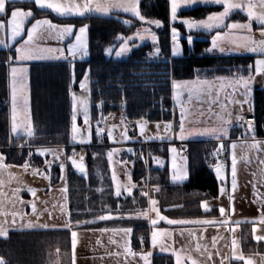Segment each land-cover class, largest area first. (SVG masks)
I'll return each mask as SVG.
<instances>
[{"label":"trees","instance_id":"16d2710c","mask_svg":"<svg viewBox=\"0 0 264 264\" xmlns=\"http://www.w3.org/2000/svg\"><path fill=\"white\" fill-rule=\"evenodd\" d=\"M13 5L32 9L36 18L47 17L57 24H73L77 28L88 25L89 58L74 64L75 81L72 78L71 63L31 65L30 101L34 135L31 138H12L9 122L8 61L13 55V49H0V152L6 164L12 166L23 165L25 157L30 156L29 165L43 167L46 157H41L34 151L41 147H64L69 153L74 151L69 146L72 118L70 94L78 91L86 70L90 69V97L95 126L101 118L111 114H123L131 122L144 120L160 123L174 121L177 117L173 104V80L184 82L198 78L213 80L216 77H232L237 69H243L241 74L247 76L248 66H254L256 59L254 56L232 54L205 56L202 53L210 47L209 40L214 33H187L180 24L176 26L184 35H192L197 40L191 52L186 48L183 57L172 59L169 0H140L139 11L145 21L162 22V27L157 28L158 44L136 47L137 43L132 42L133 49L126 58L108 56L106 51L122 43L119 37H129L136 33L143 25V21L139 19L126 18L131 22L130 26H126L114 18L89 15L79 18L58 17L48 10H38L31 2H17ZM221 9L218 6L196 7L180 12L179 18L203 20ZM5 18L6 16H0V19ZM246 20V16L239 13L230 19L232 22ZM155 47H158L161 59L153 57ZM253 101L255 136L264 139L263 89L254 92ZM93 149V155L88 154L84 159L88 168L86 176L74 171L68 174L71 213L69 219L74 225L76 221H80L81 224L74 227L82 230L131 228L132 248L149 249L148 221L141 218H120L146 212L147 197L142 196L139 189L131 196L116 197L107 162L102 155L104 148L94 146ZM157 149L154 148L153 154H162L164 165L159 168L151 163V175L153 184L160 187V192L155 196L162 213L169 218L207 215L200 211L199 204L201 201L214 200L219 195L220 185L214 175V167L208 164V158L217 151V145L205 142L187 145L189 181L176 187L169 185L166 149L162 152ZM134 165L133 180H144L145 166L139 162H134ZM50 176V185H58L60 169L54 166ZM143 190L146 191L145 188ZM214 213L216 211L212 212ZM109 214L117 218L103 221L97 219L100 215ZM92 220L96 222L83 223ZM142 237L146 238L143 244L140 243ZM70 250L69 229L11 231L7 237L0 238V258L6 264H70ZM244 250L264 255V242L245 241ZM151 264H174V258L168 254L155 255Z\"/></svg>","mask_w":264,"mask_h":264},{"label":"snow or ice","instance_id":"6c2138e0","mask_svg":"<svg viewBox=\"0 0 264 264\" xmlns=\"http://www.w3.org/2000/svg\"><path fill=\"white\" fill-rule=\"evenodd\" d=\"M21 2H26V0H21ZM32 4L35 5V7L38 10L45 11L49 10L51 13L56 14L58 17H68V16H78V17H85L86 14H91L93 12L95 13H101V14H108L111 10L116 9L120 10L124 13H131L134 17L138 18L141 21H145V18L141 15L138 4L139 0H103V2H100V0H83V3L77 2V0H30ZM201 2L205 4H214L217 6L222 7V11L211 13L207 16L206 19L203 20H195V19H182L179 22L186 26V28L189 30V32L193 30H205V31H211L213 29H221V28H227L228 30H247V32L251 33L252 31V21H256L260 25V35L264 37V0H201ZM11 3V0H0V16H8V8L7 5ZM198 3V0H170V20L173 24L178 20V10L183 6H192ZM239 9L240 11L246 13L248 17L247 23H239V22H233L225 24V21L230 17V14L234 11ZM27 21H31L30 27H25V24ZM125 23H130L129 21H124ZM147 24L152 25L154 24L156 27H162V22L159 20H151L146 21ZM88 25H82L79 28H77L73 24H57L54 23L51 19L47 17L42 18H36L35 13L32 11V9H22V8H16L13 7L10 12V17L7 19H0V32L3 31H10V39L13 42H17L18 38H21L18 42L17 46H15V63L17 65H22V62H30V61H43V60H62L67 59L65 56V49L61 47H42L41 42L46 41L48 39H56L59 42H63L66 39L73 38L71 42L67 44V52L73 57V60L76 58L77 55L80 56L81 59L88 56V39H87V32H88ZM172 39H173V55L177 53L178 50V38H179V32L175 27H172ZM144 32L150 33V29L146 28L144 29ZM223 35H227V33H224ZM26 36V38H24ZM153 39L155 40V35L152 34ZM135 37H139L140 39H143V35L138 31L135 34ZM135 37H119V39L122 41L121 46L118 51H116L115 55L117 57L121 56L122 54L130 51L128 41L135 39ZM223 38L220 31H217L216 35L212 39V47L210 49H207V51H212L214 49H218L220 52L226 51L225 47L220 46L218 43ZM189 43H192L193 37L189 35L187 37ZM244 41L243 43H235V50L243 49L244 51L248 53L253 54H261L264 55V39H261L259 41H256L255 39H252L251 36H245L242 38ZM0 45H3L5 48H8L9 45L6 44L3 40H0ZM108 53L111 54L112 49L109 48ZM159 49H156V53L158 54ZM9 66H10V78H11V133L15 134L21 129H23L25 135L29 138L33 137L34 130L32 126V120H31V114H30V108H29V96H28V72L29 69L26 66H12L13 64V58L9 57ZM255 67L253 71V65L248 66V75L244 76L242 75L243 69H237L236 72L233 74L232 77H216L215 79L217 81H228L233 88V92L235 93L240 88L243 89L242 95L245 96V100L243 101H233L234 103H247V96L250 95L252 91V85L255 83V77L257 75L264 77V58H258L255 60ZM73 81H75V67L73 64ZM89 70H86L83 76V80L80 82V87L82 89L87 88V84L89 81ZM173 88L182 91L183 89H187L189 93V97L192 96V94H207L212 95V90L214 88V84L211 81H208L207 79L201 81L199 78L195 82H178L173 80ZM72 100H73V115H72V131H73V140H76V137L79 135V129L76 125L77 120V104L81 103L84 105V122L85 125L89 126V136L91 135V126H90V119H89V112H88V104L87 101H84L82 99H79L75 93H72ZM174 100L179 102L180 104V122H179V133L177 134L178 139L180 141H185L190 136H198V135H214L218 139H222L224 137H227L228 135V128L221 126L218 128H186V116H185V108L182 101H180L179 95L174 96ZM102 103V102H101ZM23 116V119H20V116ZM240 119H243V117H240ZM99 123V122H98ZM140 125V133L141 135H144L146 130V121L138 122ZM248 125V131L251 132L253 143H251L249 148L251 149H259L261 144H264V142L256 141L255 140V127L253 122L248 121L246 122ZM224 124H230V120H225ZM160 128V125L157 124V129ZM164 130L167 133H172L173 131V125L171 122H168L164 125ZM97 135H101L104 132L103 128H97ZM109 138L112 139V133L111 131L108 132ZM124 138L127 137V131L124 132ZM148 139H164L163 136H153L148 137ZM80 143H86L88 142L83 137L79 140ZM223 144H221V147L217 149L216 153L214 155H218L223 150ZM237 145L234 143L232 144V148L235 149ZM39 155L44 156L48 153H51L56 159H59V156L62 153H58L57 150H50L47 148H38L37 149ZM118 149H114L108 153V159L111 162L112 156L115 152H117ZM131 151V150H129ZM170 151L174 154L173 156V163H172V176L171 179L173 182H183L188 179V172L186 166L178 168L175 162V154H177L176 148H171ZM75 152L73 153L72 157H68V159H71L72 165L82 174L86 176V169L83 164V157H80V162H77L75 159ZM156 159L157 163L160 164L161 167H163V162L160 161V159ZM4 157L0 156V169L11 167L9 165H5L3 163ZM47 164L49 170L51 168V161H45ZM25 169L29 167V162H25L24 165ZM60 169L61 173L64 172V163H60ZM223 165L217 164L215 167L216 176L220 181H224L225 177L222 174ZM38 170H34V173ZM128 181L127 184H121L118 181V178L113 173L112 179L115 183V196L120 197L122 195L121 189L123 188L129 196L132 195V189L136 187L135 184L132 183L131 174L128 173ZM45 178L50 179V171L45 176ZM64 177L61 176V179ZM2 183V182H0ZM231 186L232 189L235 190L237 188V158L235 155V152L233 151L232 154V165H231ZM33 196L36 195V189L34 188H28L27 189ZM159 190L158 187L156 189ZM102 191V189H100ZM17 192H19V189H17ZM61 192L67 193L68 188L65 186L61 189ZM221 194L225 193V188L222 186L220 188ZM141 195L144 197H148V203L151 206V211L156 213V216L159 220L166 221L169 225H215L218 222L214 220H186V219H169L166 216L160 215L159 209L156 207L158 204V201L151 198L149 196V193L147 191H144L141 189ZM64 199L67 200V195L64 196ZM233 197L230 195L229 200L231 201ZM135 202V200H134ZM204 211L209 212L211 209L207 206L205 203L204 205ZM62 212L66 213L69 217L71 216V213L67 211L66 208L62 207ZM32 211L33 214H37V207L36 204L32 203ZM221 216L226 215V210L221 207L219 209ZM18 213L13 212L12 215L15 217ZM140 215H143L144 218H148L147 212L139 213ZM0 215H8V213L0 211ZM114 217L112 215H100L97 219L98 220H110ZM96 220L92 221H84V224L89 223H95ZM227 218L224 221L219 222L221 226L227 225ZM260 223H264V213L261 214V217L259 219ZM13 223H15V219H13ZM76 226H79L81 224L80 221H76ZM157 220L153 219L151 220V224L154 226L156 225ZM239 223V222H235ZM7 224V221L0 222V237H6L8 229L5 227ZM25 227L27 228H48L49 225L47 224H40V223H33L29 221ZM64 228H67L71 230L73 228V223L71 219L65 222L63 225ZM100 232H106V231H122L126 235L130 234L132 232L131 228L127 229H99ZM253 232H255V229H253ZM160 235V233L153 231L152 232V244L153 247L157 244V236ZM191 235V233H190ZM72 246L73 249L76 247L77 243V232L72 231ZM222 239V237H221ZM255 239L257 241L264 240V236H256ZM217 241V237H213L212 240V246L215 247ZM114 242V241H113ZM141 243H143V238H141ZM237 242L233 239L232 241V248L236 249ZM162 251L165 249L162 247ZM125 251L133 256L136 255V253L131 252L130 248L125 249ZM195 251L197 253L207 252L206 248H203L201 244L197 243L195 245ZM151 252H148L147 254H141V259L144 260L145 264H149V257L151 256ZM216 254H219L217 251ZM173 255L176 257V264H183V261L190 260L191 264H200V262L197 259H194L191 255H188L186 257H182L181 252L173 250ZM212 253L207 252V259H212ZM232 255L236 260H245V257L242 254H237L236 251H233ZM0 264H6V261L3 258H0ZM221 264H224V258L221 259ZM245 264H255V261L251 258L247 259ZM261 264H264V256L261 257Z\"/></svg>","mask_w":264,"mask_h":264},{"label":"crops","instance_id":"0c3cea01","mask_svg":"<svg viewBox=\"0 0 264 264\" xmlns=\"http://www.w3.org/2000/svg\"><path fill=\"white\" fill-rule=\"evenodd\" d=\"M80 1V3H83V0H77ZM17 2V1H16ZM21 2V1H20ZM26 2H30V0H26ZM100 2H103V0H100ZM140 3V0H139ZM169 5H170V0H169ZM204 5V4H203ZM199 5L197 3V5H192V6H183L181 7L178 11L179 13L182 11H186V10H190L193 8L198 7H206V6H217V5ZM195 6V7H194ZM221 7V6H218ZM138 8H139V4H138ZM49 11V10H48ZM178 13V15H179ZM239 14H242L244 16H246L247 20L248 17L246 14H244L243 12H239ZM89 16H93V17H100V18H114L117 21L121 22L122 24L128 26L131 23H125L124 21H128L126 18H136L134 17L131 13H124L120 10H116L113 9L111 10L108 14H101V13H91V14H86ZM85 15V16H86ZM65 18H79L78 16H68ZM138 19V18H136ZM30 23L31 21H29V27H30ZM184 27V25H183ZM149 28L150 29V34H155L152 29H151V25H146L145 27H142V29L139 30L144 32V29ZM199 32H203V31H199ZM146 33V32H145ZM205 33H211V32H205ZM149 34V33H148ZM88 35V33H87ZM74 40V37H73ZM145 41H143V43H138V41H133V42H137L136 47L138 46H142V45H146V44H153L152 42L154 41H150V38L147 36V38L144 39ZM149 40V41H148ZM71 42V38L66 39L65 42L69 43ZM132 43V42H131ZM210 43V40H209ZM121 44L118 47H113L112 48V52L110 55L106 54L108 56H113L115 58H121V57H117L115 55L116 51L119 50ZM211 48V47H210ZM209 48V49H210ZM133 47L131 48L132 51ZM8 50V49H6ZM108 50V49H107ZM191 52V50H190ZM131 53V52H130ZM129 53V54H130ZM156 53V51L154 52ZM153 53V57L154 58H162V55L160 54V52L158 54H154ZM213 56H222L221 54H217L215 53V50H212L211 53ZM233 55V54H232ZM14 56V52L12 55V58ZM67 57V59H62V60H49V61H39L38 63H53V62H66V63H71L74 64L73 62L75 61H86L87 59H77L75 58L73 60V57L70 56L69 53H66L65 55ZM236 56H254L256 57V59L258 58H264V55H236ZM172 59H174V57H172ZM255 59V60H256ZM14 63V62H13ZM255 65V64H254ZM254 67L253 66V71H254ZM9 72V70H8ZM9 77V74H8ZM9 79V78H8ZM261 82L262 85H258L259 87H257L254 91H253V97H254V92L256 90H260L263 89L264 90V77L261 78ZM10 88V86H9ZM70 100H71V94H70ZM31 103V101H30ZM72 104V102H71ZM253 107H254V101H253ZM175 108V107H174ZM176 109V108H175ZM9 110H10V103H9ZM177 111V110H176ZM253 116L254 114H250L247 113L244 116H242L243 118L245 116ZM178 112H177V117L174 121H171L172 125H173V131L172 133H167L164 130V125L168 122H160V123H151V122H147L146 124V130L144 135H141L140 133V125L138 122L141 121H136V122H131L129 120H127L123 114H111L108 115L104 118H101L99 123H97L96 127L94 124H92V128H91V132L92 134H95L94 132V127L96 128H103L104 132H103V140H104V144L102 146H99L101 148H104V150L102 151V155H104V158L107 162V166H108V172L110 174V179L112 181V186L114 188L115 191V183L113 182L112 176H113V167L110 164V161L108 159V153L118 147H126L130 150H132V153H128L125 152L124 155H121V166L124 170L125 173V179L123 181H121L120 179H118V181L121 184H127L128 181V173L131 174V178H132V183L136 185L135 188L132 189V194L136 191V190H141V189H146V191L149 193V196L151 197V191L148 189L147 187V178L148 176H150L153 180V176L151 175V163H153V166L156 167H161L160 164L157 163L156 159L154 158H159L160 161L163 162L164 165V161L162 160V154H153V152L151 154H149V168L144 169L145 170V179L139 182H135L133 180V171H134V161H133V155H134V151L136 150V148L138 147V145H144V144H149L154 148H158L157 150L162 152L163 149H166L167 152V165L169 168V185L170 186H182L185 183H187L189 181V164H187V166L185 165V162H183L182 160L177 159V161L180 163V165L182 164V166H186L187 168V172H188V179L186 181L183 182H173L171 179L172 176V160L174 154L170 151L171 148H176L177 150L180 151V156L181 159H186L184 155H187L186 153V147L188 144L191 143H197V142H205V143H214L217 145V149H219L221 147V144H223V152H227L230 156V161L228 164H226V179L228 180L227 183H223L222 186L225 188V193L224 195L221 194L220 189H219V195L216 199L214 200H206V201H201L200 202V211L203 214H207L204 216H186V217H180V218H169V219H186V220H214L217 221L218 223L215 225H169L166 221L164 220H159L158 217L156 216V213L151 211V206L149 205V203L147 204V215L148 218H144L143 215L137 214L135 216H121V219H130V218H141V219H146L148 221V225H149V236H148V240H149V249L153 246L152 244V232L153 231H160V236L161 238H164V241L161 243V245L157 248L158 251L160 253H155L153 256L155 255H160V254H168V255H172L174 258V264H176V257L175 255H173V250L179 251L181 252L182 257H186L188 255H191L194 259H197L200 264H221V259L224 258V264H232L234 262H239L241 264H245L246 260L251 258L255 261V264H261V257L264 256L262 254L259 253H255V252H245L244 250V242L245 241H252V242H256V243H260V242H264V240H260L257 241L255 239L256 236H264V223H260L259 219L261 217V214L264 213V144L260 145L259 149H251L249 148L248 145H250L251 143H253L252 140V133L247 131L245 133H241L240 131V124L242 122L243 119L237 118L236 121H231V123L229 124L231 129L229 130V135L228 137H224L222 139H218L216 138V136H210V137H206L203 139H191L188 138L185 141H180L178 139L177 134L179 133V118H178ZM144 121V120H142ZM9 122H10V128H11V116H10V112H9ZM157 124L160 125V128L157 129ZM71 125H72V118H71ZM255 127V125H254ZM214 128H218V127H214ZM125 130L127 131V139L124 138V132ZM111 131L112 133V139L109 138L108 132ZM10 135L12 138H20V137H26L25 135H20L17 134L16 136H13V133H11L10 131ZM71 135H72V126H71V130H70V141H71ZM163 136L164 139H148V137H153V136ZM255 136V133H254ZM94 137V136H93ZM92 137V139H93ZM255 140L256 141H261L264 142V139H258L255 136ZM94 139L93 141L91 140L90 143H87L86 145H82V146H92L94 145ZM236 144L237 147L235 149L232 148V144ZM69 146H70V142H69ZM43 148H47L50 150H57L58 153H62L59 158L64 157L65 160V164H66V174H67V188L68 187V174L70 171H74L80 175L85 176L84 174L80 173L73 165H72V161L71 159H68V157H72L74 152H67L66 149L64 147H43ZM70 148H77V147H70ZM233 151L235 152L236 158H237V188L235 190L232 189L231 186V165H232V154ZM38 152V151H37ZM39 155V154H38ZM53 155L48 153L46 155H44L43 157H46V161H54V165L51 167V169L49 170L47 167L45 168V164L43 167L41 168H35L38 171H44L46 172L45 174H48V172L51 170L54 166H57L60 169V165L57 163L56 158L52 157ZM79 156L75 155V159L77 160V162H80V159H78ZM85 157L83 158V164L85 166L86 169V174L88 172V168L86 163L84 162ZM63 160V159H62ZM187 160H188V156H187ZM145 166V165H144ZM45 170H42L44 169ZM146 168V167H145ZM39 172V173H40ZM39 173H37L36 175L39 177ZM63 175V173H61V169H60V181L58 183V185L61 182V176ZM214 175L217 179V181L219 182V184H221L220 180L217 178L216 173L214 172ZM36 176V177H37ZM56 185V186H58ZM56 186L52 187L50 185V180H49V186L44 189V193L45 195H47L50 191H52ZM157 186V185H156ZM158 187V191L154 192L156 195L157 193L160 192V187ZM122 195L121 196H129L127 194V192L122 188ZM150 191V192H149ZM27 192L23 193L22 196L26 199L30 198V195L26 194ZM232 196L233 199L230 201L229 200V196ZM67 197H68V211L69 210V194L67 192ZM155 200V197H151ZM148 199V197H147ZM158 201V200H157ZM207 204V206L211 209V211L209 212H205L204 211V204ZM156 207L159 209L160 215L165 216L162 211L160 210L159 204L156 205ZM223 207L226 210V215L225 216H221L219 209ZM213 211H216V213L212 214ZM167 217V216H166ZM117 218V217H114ZM113 218V219H114ZM227 218V225L226 226H221L219 222L224 221ZM156 219L157 223L156 225H152L151 224V220ZM68 220H69V216H68ZM112 220V219H110ZM25 221V220H24ZM235 222H239V223H235ZM73 224V228L71 229L72 231H76L77 232V243H76V247L75 249H73L72 246V236H71V250H70V264H78V255H80V250H86L87 254H90V250H93L94 253L99 254V257H97L99 264H115L114 261H116L115 259L112 260V255H116L118 257L121 258V256H123V254H128L125 252L126 246H125V241L122 244L121 240V235L125 234L122 231H117V232H112V231H106V232H100L99 230H82V229H76ZM62 229H67L64 227H60V228H54V227H50V228H44V229H28V228H23V229H17V230H12V231H27V230H62ZM107 229V228H105ZM121 229H127V228H121ZM253 229H255V232H253ZM159 233V232H158ZM191 233V235H190ZM105 235L104 237L106 238V240L103 241H97L95 244H90L89 242L86 241V238L89 237H95V236H99V235ZM82 236H84V238H81ZM127 240L128 241V248L131 249V252L136 253L135 256L129 254L130 258H134L137 259V257H141V254H146L147 250L149 249H139V250H134L132 248V236H133V232H131L130 234H127ZM108 237V238H107ZM213 237H217V241H216V245L215 247L212 246V240ZM222 237V239H221ZM112 238V240H107ZM236 240L237 242V246L236 249L232 248V241ZM114 241V242H113ZM83 242V243H82ZM199 243L202 245L203 248L207 249V252H211L212 255V259L208 260L207 259V252H202V253H197L195 251V245ZM164 248L165 250L162 251L161 248ZM217 251L219 252V254H216ZM233 251H236L237 254H242L245 257V260H236L234 258V256L232 255ZM56 254L59 255V252L56 251ZM120 254H122L120 256ZM184 254V255H183ZM139 255V256H138ZM110 256V257H109ZM137 256V257H136ZM152 256V257H153ZM151 257V258H152ZM86 259H88V257H86ZM149 259V258H148ZM125 260V259H124ZM121 261V260H118ZM125 262V261H122ZM96 263V262H95ZM142 264H145L144 260L142 259ZM139 261L133 262V263H121V262H117V264H141ZM82 264H94L91 263L90 261H87L86 263H82ZM183 264H191L190 260H184Z\"/></svg>","mask_w":264,"mask_h":264},{"label":"rangeland","instance_id":"374dc122","mask_svg":"<svg viewBox=\"0 0 264 264\" xmlns=\"http://www.w3.org/2000/svg\"><path fill=\"white\" fill-rule=\"evenodd\" d=\"M16 1L21 3L20 2L21 0H11V3H9L7 5L8 16H6L5 19L10 17L11 9L14 6L13 3H17ZM77 2H80V1H77ZM198 4L199 5H203L204 4L203 6L214 5V4H210V3L209 4H205V3L201 2V0H198ZM16 8H20V7H16ZM25 10H28V9H25ZM222 10L223 9H221V11ZM238 11L242 12L239 9L234 10L230 14V17L225 21V24L233 23L232 21H230V19H231V17L233 15L237 14ZM178 13H179V11H178ZM244 14H246V13H244ZM180 20H182V19L179 18V15H178V20L175 22V24H173L171 22V20H170L169 32H170V38H171V56L174 57L175 59L183 57L184 54H185V49L186 48L189 51L193 50L194 42L197 40L196 37L191 35L193 37V41H192V43H189V41L187 39V37L189 35H184L180 31L181 29L177 28V26H176V24L183 25L182 23L179 22ZM247 22H248V20L243 21V22H239V23H247ZM130 25H128V26H130ZM146 25H148L146 23V21H143L142 27H145ZM25 27L26 28L29 27V21L26 22ZM142 27L140 29H142ZM172 27H175L178 30V32H179V38H178L179 47H178L177 53L175 55H173L174 44H173L172 31H171ZM157 28L158 27H156L154 24L151 25V29L155 33L154 34L155 35V40L153 39V36L150 33L148 34V33L142 32V31H140V33L143 35V39H140L139 37H135V34L140 29L136 33H134L131 36H129V37H135V39L128 41L130 51L122 54L119 57L126 58L129 55V53L131 52V48H132L131 42L138 41V43H143V41H145L144 39L147 38V36L150 38V41L154 40L152 43L154 44V46H157L156 45V44H158ZM184 29L186 30L187 33H196V32H199V31L209 32V31H205V30H193V31L189 32V30L186 28L185 25H184ZM217 31H220L222 36H223L222 40L219 41L218 43L220 44V46L225 47L226 51L220 52L218 49H214L215 53L221 54V55H226V54H233V55H261V54L248 53V52L244 51L243 49L235 50V43H243L244 41L242 40V38L245 37V36H251V38L255 39L256 41L264 39V37H262L260 35V25L256 21H252V31H251V33L247 32V30H241V29L228 30L227 28H221V29H213V30H211L210 32H213L214 35L210 38V47H212V43L211 42H212L213 37L216 35ZM224 33H227V35H223ZM24 38H26V36ZM20 39L21 38H18L17 42H13L10 39V31L0 32V40H3L6 44L9 45L8 48H5L3 45H0V49H2V50H6V49L12 50L13 49V52H14L13 62L14 63L12 64V66H26L29 69V72L27 74L28 75L27 83H28L29 108H30V114H31L30 69H31V65L32 64L38 63L39 61L22 62V65H17L15 63V56H16L15 46H17V44L20 41ZM87 39H88V35H87ZM72 40H73V38H71V41ZM183 40H185L186 42L183 43ZM233 41H235V43H233ZM67 44L68 43H66L65 41H63L61 43V42L57 41L56 39H48L46 41H42L41 42V46L42 47H53V48L61 47V48H64L65 49V53H64L65 55H66V53H68L67 52ZM156 49H158V47L154 48V52L156 51ZM88 51H89V49H88ZM208 52H209L208 56H213L211 54L212 51H208ZM107 54L110 55L108 53V51H107ZM76 58L77 59H81L79 55H77ZM84 58L85 59L89 58V54H88V56H86ZM45 61H49V60H45ZM79 62L80 61H75L73 63L75 64V63H79ZM8 69H9V77L8 78H9V86H10V88H9L10 110H9V112H10V116H11L10 66H9ZM261 78H263V77H261L259 75H257L255 77V83L252 85V91H251L250 95H248L247 98H246L248 102L247 103H242V104L238 103V102L234 103L233 101H243V100H245V96L242 95L243 89L240 88L238 91H236L234 93L232 85L228 81H217L216 79L208 80V81L213 82V84H214V88L212 90V95L194 93V94H192L191 97H189V93H188L187 89H183L182 91H178V90L173 88V104H174V107L176 108V110L178 112L179 121H180V111H181V109H180L179 102L174 100V96H176V95H179L180 101H182L183 104H184L185 116H186V125H185L186 128H189V129H192V128L203 129V128H214V127L224 126V127L228 128V135H229V130L231 129V127H230L229 124H224L225 120H230V123H231V121H236L237 118L242 117V116H244L247 113L254 114L253 91L257 87L262 85ZM82 80H83V78L81 79V81ZM196 80L197 79L189 81V82H195ZM201 81H203V80H201ZM90 85H91V80H90V76H89V81H88L86 89H82L80 87V83H79L78 91H72L71 92V102H72V115H73L72 93H75L76 96L79 99L87 101L89 119H90V126L92 128L93 117H92V103H91V97H90L91 96V87H90ZM245 117H253V116L249 115V116H245ZM20 119L21 120L23 119L22 114L20 116ZM31 120H32V114H31ZM76 125H77V128L79 129V135L76 137V140H73V135L74 134H73V131H72L70 147L85 148L87 146H82V145H86L87 143H90L91 140L93 141L94 134H92V132H91V135L89 136V126L85 125V122H84V105L81 104V103L77 104ZM32 126H33V124H32ZM17 134L25 135L23 129H21L20 131H18L15 134H13V136H16ZM228 135H227V137H228ZM210 136H212V135L190 136L189 138L198 139L199 140V139H203V138L210 137ZM81 137H83L88 142L80 143L79 140L81 139ZM92 137H93V139H92ZM116 149H118V151L113 154L110 164L113 167V172H115L117 178L120 179L121 181H123L126 176H125L124 170H123V168L121 166V161H120L121 160V155H124L125 152L132 153L131 152L132 150L129 151L130 149H128V148H126L124 146L118 147ZM93 150L94 149H92V151ZM34 151H35L36 154H39L37 152V149H35ZM135 151H134V154H135ZM186 153H187V151H186ZM0 156H3L1 152H0ZM39 156H41V155H39ZM184 156H186L185 157L186 159L185 160L181 159L182 156H180V151L177 150V154H175V162H176V165H177L178 168L183 167L182 164L180 165V163L178 162L179 160H182L183 162H185L186 166H187V164H189V161L187 160V155H184ZM41 157H43V156H41ZM53 157H52V159H53ZM78 159H80V157ZM133 159H134V155H133ZM177 159H178V161H177ZM171 160H172V163H173V159H171ZM56 161H57V163L59 165H60L61 162L64 163V172H63V175H62L64 178L61 179L60 184L58 186H56L52 191H50L47 195H45L44 189H46L49 186V180L51 179V176H50V179L45 178V176L47 175V174H45L46 172H44V171H41V172L40 171H36L34 173V170H36V169L33 168L31 165H29V167L27 169H25V167H24L25 163H23V165H21V166L9 165L11 167L0 169V182H2V183H0V211L8 213V215H6V216L5 215H0V222H3L5 220L7 221V224L5 225V227H7V229H8L7 235L12 230L27 228V227H25V225L29 221H31L33 223L47 224V225H49L48 228H50V227L51 228L52 227H54V228L63 227L65 222L68 221V215L66 213L62 212V210H61L62 207H63V208H66L67 211H68V199L67 200L64 199V196L67 195V193L65 194V193L61 192V189L64 188L65 186H67V174H66L67 168H66L64 157L56 159ZM51 162H52V164H51V167H52L54 165L53 164L54 161H51ZM3 163L5 165H8L5 162V158L3 160ZM222 165H223L222 174L224 175L225 179H224L223 182L222 181L220 182L221 184H219L220 185L219 189L222 187L223 183L225 184L228 181L226 179V170H225L226 169V165L225 164H222ZM46 167L48 168L47 164L45 163V168ZM45 168L42 169V170H45ZM214 172H215V168H214ZM37 173L40 174L39 177L36 175ZM28 188L36 189L37 190L36 191V195L33 196L27 190ZM17 189H19V192H17ZM25 192H27L26 194L30 195L29 199H26V198H24L22 196V194L25 193ZM154 192H156V191H154ZM154 192L153 191L150 192L152 194L151 197H155V195H154L155 193ZM33 202L36 204L37 214H33V211H32V203ZM13 212H16L18 214L15 217H13V215H12ZM13 219H15V223H13ZM28 229H33V228H28ZM35 229H44V228H35ZM158 232L160 233V231H158ZM89 236H87L88 238H86V241L89 242L90 244H95L97 241L106 240V238L104 237L105 235H103V234H101L99 236H95V237H89ZM0 238H5V237H0ZM81 238H84V236H82ZM127 239L128 238H127L126 234L121 235V240L120 241L122 242V244L125 241V246L128 248V241L129 240H127ZM164 239H165V237L161 238V236L158 235L157 236V244H156V246L155 247L152 246L149 250H147V253L148 252L152 253L151 256L149 257V264H151V260H152L151 257L155 253H160V252H157L158 249H159L158 247L161 245V243L164 241ZM107 240H112V238L107 239ZM121 255L122 254H120V256ZM78 257H79L78 258V264L86 263L87 261H90L91 263H94V264H99V261L97 259V257H99V254L94 253L93 250H90V254H87L86 250L82 249V250H80V255H78ZM86 257H88V259H86ZM111 258H112V260L113 259L116 260V261H114L115 264H117V262H121V263H129V262L133 263V262H136V261H139L140 263L142 262L141 257H137V259L130 258L129 257V253L128 254H123V256H121V258L116 256V255L115 256L112 255ZM118 260H121V261H118ZM122 261H125V262H122Z\"/></svg>","mask_w":264,"mask_h":264},{"label":"built area","instance_id":"2783aa9c","mask_svg":"<svg viewBox=\"0 0 264 264\" xmlns=\"http://www.w3.org/2000/svg\"><path fill=\"white\" fill-rule=\"evenodd\" d=\"M203 55L208 56L209 52L207 50H205L203 53ZM251 121L254 123V117H245L241 124H240V129L242 133H245L247 131L248 125L246 122ZM95 140H96V145L95 146H102L104 141H103V136L101 135H97V131L95 132ZM93 147H86V148H77L74 150V152L78 155V156H82V157H86L88 154L93 155V151H92ZM153 152V147L149 144H144V145H138V147L136 148L135 154H134V161L135 162H139L143 165H145L146 169L148 170L149 168V154H151ZM216 153V152H214ZM214 153L212 155L209 156L208 158V164L211 167H216L217 164H227L230 161V156L227 152H223L221 151L218 155H214ZM25 162H29L30 161V157H25ZM147 187L149 190L151 191H157V186H155L153 184V180L150 176H148L147 180ZM143 238V242H145L146 238ZM141 242V239H140Z\"/></svg>","mask_w":264,"mask_h":264}]
</instances>
